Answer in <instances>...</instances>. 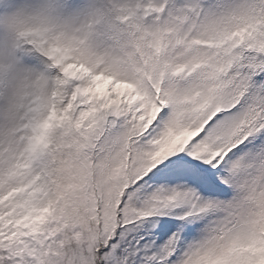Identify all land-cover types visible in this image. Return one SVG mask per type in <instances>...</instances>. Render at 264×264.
<instances>
[{"label":"snow or ice","instance_id":"6c2138e0","mask_svg":"<svg viewBox=\"0 0 264 264\" xmlns=\"http://www.w3.org/2000/svg\"><path fill=\"white\" fill-rule=\"evenodd\" d=\"M0 264H264V0H0Z\"/></svg>","mask_w":264,"mask_h":264}]
</instances>
